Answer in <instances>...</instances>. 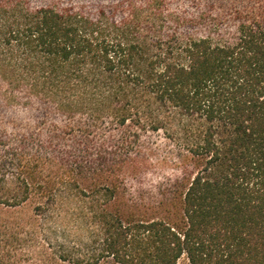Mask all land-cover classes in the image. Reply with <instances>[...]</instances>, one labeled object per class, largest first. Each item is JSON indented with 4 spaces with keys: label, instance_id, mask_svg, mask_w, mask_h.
I'll list each match as a JSON object with an SVG mask.
<instances>
[{
    "label": "trees",
    "instance_id": "16d2710c",
    "mask_svg": "<svg viewBox=\"0 0 264 264\" xmlns=\"http://www.w3.org/2000/svg\"><path fill=\"white\" fill-rule=\"evenodd\" d=\"M166 3L0 0V100L42 114L0 133V264L38 232L1 218L47 223L62 191L90 205L86 260L43 264H264V0L226 15ZM153 171L150 197L130 189Z\"/></svg>",
    "mask_w": 264,
    "mask_h": 264
},
{
    "label": "rangeland",
    "instance_id": "374dc122",
    "mask_svg": "<svg viewBox=\"0 0 264 264\" xmlns=\"http://www.w3.org/2000/svg\"><path fill=\"white\" fill-rule=\"evenodd\" d=\"M31 8H38L47 5L69 6L79 8L84 12L91 14L96 13L99 9H104L108 12L118 8L125 0H25ZM167 0L166 7L173 12L181 13H197L204 10H212L215 13L230 14L235 9H243L252 6V2L256 0ZM3 88V87H2ZM39 117L42 114L35 109L28 111L15 106L9 107L0 100V133L7 134L20 133L26 134L38 129L40 122ZM80 140L77 137H67L54 142L58 145L60 158H65L63 150H69L75 146V140ZM104 140L103 134H98L95 137V146L101 144ZM149 142V141H147ZM151 142V141H150ZM161 173H148L143 179L137 182H132L129 185L131 190H139L144 192L146 196L155 191L154 187L162 182ZM132 186V187H131ZM132 191V192H133ZM58 209L55 215L49 219V222H44L40 218L36 221L33 218L29 208L22 209L18 213L10 214L8 217L15 219L14 221L22 223H32L37 227L36 233L24 235L20 244L15 245L14 252L18 256V262L15 264H43L40 261L42 254H47V258L53 257L54 252L58 254H69L77 260H86V243L89 236V204L86 197L80 195L77 191H62L58 196ZM92 214V213H91ZM13 215V216H12ZM4 216V215H3ZM30 219V220H29ZM5 221V220H4ZM43 229L49 230L48 235L51 238L53 245H48ZM2 237L0 236V241ZM13 247V248H14ZM14 252L11 253L14 256ZM42 253V254H41ZM52 264H64V262H52ZM68 264V263H65ZM85 264V263H84Z\"/></svg>",
    "mask_w": 264,
    "mask_h": 264
}]
</instances>
